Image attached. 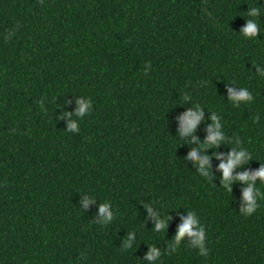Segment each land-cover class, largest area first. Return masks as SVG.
Segmentation results:
<instances>
[{
  "label": "trees",
  "instance_id": "16d2710c",
  "mask_svg": "<svg viewBox=\"0 0 264 264\" xmlns=\"http://www.w3.org/2000/svg\"><path fill=\"white\" fill-rule=\"evenodd\" d=\"M262 166L264 0H0V264H264Z\"/></svg>",
  "mask_w": 264,
  "mask_h": 264
},
{
  "label": "clouds",
  "instance_id": "9594fccd",
  "mask_svg": "<svg viewBox=\"0 0 264 264\" xmlns=\"http://www.w3.org/2000/svg\"><path fill=\"white\" fill-rule=\"evenodd\" d=\"M257 12H258V9L253 8L250 14L256 15ZM243 33L245 36H253L254 37L257 33L256 23L249 20L247 26L243 29ZM230 92H231V90H230ZM230 98L233 100L251 99L248 92L245 90H241L239 94L231 92ZM85 107L86 106L84 104H81V106L77 110V114L78 115L83 114V112L85 111ZM65 115H67V114H65ZM202 118H203L202 114L200 113L199 110L196 112H191V111L187 112L181 118L182 119L181 135L194 132L197 124L202 120ZM212 120L214 122L217 121L216 115L212 116ZM216 127H219L218 123L216 124ZM69 128L75 129L76 125L74 123L70 122ZM221 139H222V137L220 136L219 133H213L207 137V140L204 143L200 144V148L205 149V148L210 147V146H218V142ZM193 140L195 141V137H193ZM190 158L193 160L196 159V151L195 150H193ZM250 158L251 157L247 156L245 152H240L239 154L233 152L229 156L227 163H221L220 164V169L223 171V181L222 182H223L224 188L227 191L231 192V189L229 186V181L231 180V173H232L233 168H235L238 164L246 163L247 159H250ZM208 161H209V157H207V156H205L203 158V160L201 161V172H203V166L205 164H207ZM204 175H205V177H207L208 173H204ZM257 178H259L261 180V182L264 183V166H262L259 171L255 172L253 174L245 172V173L237 175V177L235 178L236 180L244 181V182L249 184V187L247 189H245V191H244V198L248 202V207H247V209H245V211L248 213L249 216L259 207L255 203V197L253 196V188H252V185ZM91 199H92L91 197L85 199V201H84L85 208L87 207V204L90 202ZM145 207H148V206H145ZM100 212L103 214H106L108 219H111V213L109 212L107 205L102 204L100 207ZM150 212H151V209H150ZM152 214L154 215V213H152ZM192 216H193V213L190 211L188 218L184 221L183 225L179 228V231L175 237V241H174L175 243L178 244L180 239L182 237H184L185 234H188L189 236H195L196 237L195 243L202 245L204 229H203V227H201L200 231L195 232V233L191 231L192 225L194 223H196V221L192 218ZM165 227H166L165 222L159 221L155 226V230L157 232H160ZM207 254H208V250H207V252H205V250L201 246L200 255L206 256ZM158 255L159 254L157 253L156 249L153 247L151 253L146 257V259L152 260V259H155Z\"/></svg>",
  "mask_w": 264,
  "mask_h": 264
}]
</instances>
